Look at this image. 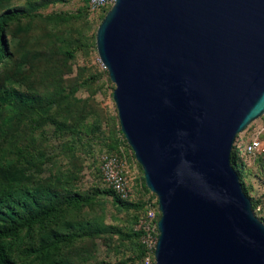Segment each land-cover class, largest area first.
I'll return each mask as SVG.
<instances>
[{"label":"water","instance_id":"95a60500","mask_svg":"<svg viewBox=\"0 0 264 264\" xmlns=\"http://www.w3.org/2000/svg\"><path fill=\"white\" fill-rule=\"evenodd\" d=\"M94 40L157 200L154 264H264V225L229 162L264 112V0H114Z\"/></svg>","mask_w":264,"mask_h":264},{"label":"rangeland","instance_id":"374dc122","mask_svg":"<svg viewBox=\"0 0 264 264\" xmlns=\"http://www.w3.org/2000/svg\"><path fill=\"white\" fill-rule=\"evenodd\" d=\"M109 8L90 12L85 0H0V14L9 11L0 31L6 46L0 94L7 89L37 99L29 110L0 104V185L11 183L22 203L9 204L18 214L39 204L56 208L29 233L21 230L12 239L10 255L16 264L139 263L138 240L129 233L136 231L142 210L119 207L98 170L100 157L115 153L126 171L131 199L151 200L119 128L114 84L95 48L96 27ZM262 115L236 133L231 146L257 131L264 140ZM235 167L241 189L264 225V156L243 161L238 154ZM75 193L88 202L68 203ZM44 245L48 248L41 254L30 251Z\"/></svg>","mask_w":264,"mask_h":264},{"label":"trees","instance_id":"16d2710c","mask_svg":"<svg viewBox=\"0 0 264 264\" xmlns=\"http://www.w3.org/2000/svg\"><path fill=\"white\" fill-rule=\"evenodd\" d=\"M85 8L86 7V0H85ZM104 9V8H103ZM6 13L9 11L3 12L0 14V31L2 26L5 23ZM6 55V46L5 43L1 40L0 41V60L2 57ZM37 99L27 93H21L16 91H7V89H3L0 94V104L2 103H16L18 104L22 110H29L32 106L36 103ZM237 149L231 146L229 152V162L232 165L234 171L236 172L238 179L239 173L238 169L235 167L236 159H237ZM264 156V154H262ZM239 162V161H238ZM241 166V161L238 163ZM142 180L143 177L141 176ZM241 183V182H240ZM11 183L8 182L6 185H0V264H16L13 258L10 255L11 248H12V239H14L18 232L24 230L25 233H29L32 229L34 224L41 223L44 219H47L55 214L56 208L52 204H39L35 207L34 210H30L25 214H18L9 202L16 201L18 203H22L19 199L15 196L14 190L12 189ZM242 186V185H241ZM145 190L146 187L143 184ZM242 190L244 191L243 187ZM25 197H29V190H26ZM107 192H109L112 196V199L116 204L124 209L133 207L135 210H142L146 200L143 201H133L131 199V195L127 199H120L114 192L108 188ZM246 194V192L244 191ZM247 195V194H246ZM153 198V194L151 193L150 196ZM250 199V198H249ZM10 200V201H9ZM68 203H77V202H88V200L82 198L78 194H72L67 197ZM250 206L252 210L254 209V203L250 199ZM255 214V213H254ZM129 236L138 238V232L130 231ZM48 248L47 245L40 246L39 248L31 249L30 251L33 253L41 254ZM141 247L137 241V254L136 259L140 260L141 258ZM52 264H58V262H53Z\"/></svg>","mask_w":264,"mask_h":264},{"label":"built area","instance_id":"2783aa9c","mask_svg":"<svg viewBox=\"0 0 264 264\" xmlns=\"http://www.w3.org/2000/svg\"><path fill=\"white\" fill-rule=\"evenodd\" d=\"M113 2L114 0H86V7L88 11L95 12L111 6ZM262 116L264 120V112ZM258 132L245 142L235 144L238 154L241 157L243 156V161H245L247 156L264 154V140L258 136ZM98 170L102 182L115 195L120 199L129 197L130 188L126 171L115 153L103 154L100 157ZM159 215L156 197L146 200L142 208V214L135 224V230L138 232L137 240L142 252L138 264H154L153 253L158 236L157 220Z\"/></svg>","mask_w":264,"mask_h":264}]
</instances>
